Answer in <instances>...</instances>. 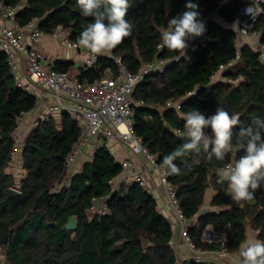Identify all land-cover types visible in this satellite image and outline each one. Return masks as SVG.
I'll use <instances>...</instances> for the list:
<instances>
[{
    "label": "trees",
    "instance_id": "16d2710c",
    "mask_svg": "<svg viewBox=\"0 0 264 264\" xmlns=\"http://www.w3.org/2000/svg\"><path fill=\"white\" fill-rule=\"evenodd\" d=\"M2 1L18 6L19 25L35 21L48 35L58 28L69 30L73 41L93 22L92 17L82 15L76 0H26L25 4L23 0ZM220 1L192 0L198 3L203 18L215 12L226 21L233 20L240 8L253 0ZM186 2L130 0L126 19L133 23V33L111 50L131 72H137L146 62L173 60L162 71L147 75L132 93L136 102L134 132L161 164L165 155L184 142L175 133L183 131V115L194 108L211 115L218 106L223 107L231 114L239 113L242 126L256 117L264 119V63L248 44L242 45L239 58L220 72L221 77L239 81H212L220 66L236 56L238 34L232 29L209 18L210 39L192 41L186 56L163 46L161 34L168 20L184 12ZM261 6L253 30L264 37V2ZM71 65L72 61L57 59L54 69H69ZM107 67L116 72L112 58L102 55L96 67L81 68L78 77L93 80ZM35 105L36 97L17 84L8 54L0 50V248H5V264H178L176 249L170 243L174 228L158 211L153 195L137 183L111 192L110 182L122 166L105 145L96 149L66 184L57 187L66 156L80 132L66 111L49 116L28 133L20 154L26 172L19 183L7 172L15 152L17 118ZM234 159L226 156L218 161L213 157L209 161L201 148L200 155L189 154L174 161L180 175H167L182 216L194 219L188 234L199 251L216 248L200 240L207 226L226 234L225 247L231 253L241 249L248 227L256 232L257 241L264 243V207L259 204L264 190H257L252 201L237 203L229 194L227 182H218V169ZM11 188L19 194L13 195ZM208 190L212 192L209 205L216 209L199 214ZM105 197L107 212L89 217L95 200ZM70 215L77 220V228L72 231L64 228ZM193 257L189 253L181 264H220L206 254L202 262Z\"/></svg>",
    "mask_w": 264,
    "mask_h": 264
},
{
    "label": "built area",
    "instance_id": "2783aa9c",
    "mask_svg": "<svg viewBox=\"0 0 264 264\" xmlns=\"http://www.w3.org/2000/svg\"><path fill=\"white\" fill-rule=\"evenodd\" d=\"M225 2L227 0L220 1L221 4ZM262 2L264 0H253L250 4V11L239 12L233 20L227 21L225 24L246 41L251 38H258L260 41V48L257 52L258 60L264 63V37H261L260 32L253 30L258 15L262 13ZM17 11L18 6L7 5L0 0V50L7 52L8 61L13 70L16 68L15 55L22 56L25 61V76L40 90V98L49 94L52 101H46L42 108H40L41 104L36 101V105L32 110L20 113L13 135L15 140L14 154L19 152V148L21 150L27 139V135L22 137L18 133L20 128L26 123L27 118H29L32 129L39 122L47 120L49 116L66 111L77 122L80 132L78 139L66 156L61 182L57 185L58 188L69 180L68 173L71 166L85 154L87 147H90L92 155L100 146L105 145L108 147V140L118 139L124 146L129 147L131 154H142L155 170L160 186L165 192V202L162 206H158V211L163 215L171 213L173 216L174 221L171 224L179 232L182 244L187 249V252L182 254V261L189 258V252L194 255L193 258L196 262H202L203 256L206 254L209 258L231 260L241 264V260H236L234 253L229 252L225 247L226 234L215 231L210 226L205 227L201 231L200 240L209 245H216V248L199 251L194 246L188 234L191 222L181 214L175 188L167 181L163 164L159 163L154 155L148 153L142 144L141 138L134 132L133 105L136 102L132 99L133 91L147 75L162 71L173 60L157 59L146 62L137 72H131L122 64L119 57L111 54V50H105L102 54L92 53L88 49L78 47L77 41L69 38V30L60 29L59 32L64 37V46L69 49L84 50L86 52V57L81 62V66L84 69L96 67L99 57L102 55L112 58L116 66V72L107 67L104 74L98 78L93 80L80 79L78 75L71 73L68 69H54V63L58 58L45 55L36 46L37 42L45 34L38 29L35 21L29 22L24 26L19 25L16 20ZM209 18H218L217 13L213 12L204 18L206 21V32L201 37L190 40L189 44L195 40L206 41L210 39L207 24ZM235 46L237 52L234 60L226 65H221L220 71L214 74L212 78L217 74L221 75V71L231 66L239 58L238 49L242 45L235 44ZM220 80L234 83L238 82L239 78L233 81L231 78L220 76ZM27 91L32 94L29 87H27ZM168 105L171 104L168 103ZM178 105L179 102L175 106ZM120 164L122 166L121 172L110 182L112 193L127 188L134 183L147 189L142 173L135 170V164L131 157L123 159ZM107 197L100 200L101 204L95 211L98 215H103L107 212ZM170 243L173 245L172 240Z\"/></svg>",
    "mask_w": 264,
    "mask_h": 264
},
{
    "label": "clouds",
    "instance_id": "9594fccd",
    "mask_svg": "<svg viewBox=\"0 0 264 264\" xmlns=\"http://www.w3.org/2000/svg\"><path fill=\"white\" fill-rule=\"evenodd\" d=\"M76 4L83 16L93 18L80 32L78 47L102 54L132 35L134 25L126 19L130 0H76ZM185 9L168 20L161 34L163 46L184 56L189 41L206 32L198 3L188 0ZM183 119V131L175 134L184 142L163 157L164 174L180 175L181 169L174 161L189 154L200 155L201 148L209 161L232 156L233 162L218 169V182H227L229 194L237 203L254 200L256 191L264 185V119L256 117L251 124L242 126L239 113L231 114L220 106L211 115L194 108ZM240 255L241 264H264V243L251 244Z\"/></svg>",
    "mask_w": 264,
    "mask_h": 264
},
{
    "label": "crops",
    "instance_id": "0c3cea01",
    "mask_svg": "<svg viewBox=\"0 0 264 264\" xmlns=\"http://www.w3.org/2000/svg\"><path fill=\"white\" fill-rule=\"evenodd\" d=\"M25 2L26 0H23L22 4H25ZM248 8L251 9L250 5L243 6L240 8L239 12H247ZM217 16L218 18H213L215 22L220 23V24H225L227 22L226 20L222 19L218 14ZM59 31H60V28H58L52 34H49V35L45 34L42 37V39L39 42H37L36 46L42 53H44L47 56H54L60 60L72 61V65L69 67L68 70L75 75H79V73L81 72V68H83L81 66V62L86 57V52L84 50L69 49L66 46H64L63 44L64 37H63V34ZM235 44H238V45L248 44L255 52H258L260 48V41L258 38H251L246 41L244 38L238 36V39L236 40ZM14 61L16 63V68L13 70V73L17 81V84L21 86L22 88H24L25 90H27V87H29V90H31L32 94L36 97V101H38V104H41L40 108L44 106L46 101L51 102L52 98L49 94H46L43 98H40V90L36 86H34L29 81V79L25 76L24 74L25 61L23 60V57L16 54L14 57ZM217 80H220V78ZM212 81H213V78H212ZM29 130H31V127H30L29 118H27L26 123L20 128L18 133L23 137V136L28 135V133L30 132ZM107 143H108V149L110 150L111 154L114 156L116 161H118L119 163L123 159L127 157H131L132 161L135 164V170L140 171L142 173V176L147 184L146 190H149V192L153 195V197L156 200L157 205L162 206V204L165 202V192L163 188L160 186L155 170L149 165L145 157L142 154H135V155L131 154L129 147L124 146L118 139L108 140ZM20 154H21V150L14 154V158H17V159H14L10 163L11 165L13 162H16L18 165V168L16 169L17 171L14 174L12 173L17 183H19L20 179L25 175V172H26L21 167ZM85 156H87V158L88 156L91 158L92 155L90 152V147L86 148L85 154L82 157H80V159H82ZM10 165L7 168V172L9 173H11V171H9ZM261 189L264 190V185L261 186ZM211 195H212L211 190H208V197L205 203L200 208L199 214L207 210L216 209L209 205V200H210ZM100 204H101L100 200H95V202L92 205V210L95 209L96 206H99ZM165 216H167L169 221L171 222L174 221L171 213H168ZM193 221L194 219L190 220L191 223H193ZM173 230H174V235L172 238L173 246L176 249L177 257L179 258L178 254L180 255L181 254L180 252L185 254L187 252V249L182 244V239L179 235V232L175 229ZM254 243H259L257 241V234L254 230L248 227L246 231V239L242 243L241 249L238 252L234 253V258L236 260H240L241 251L247 246L254 244ZM220 264H237V263L236 261H231V260H220Z\"/></svg>",
    "mask_w": 264,
    "mask_h": 264
},
{
    "label": "rangeland",
    "instance_id": "374dc122",
    "mask_svg": "<svg viewBox=\"0 0 264 264\" xmlns=\"http://www.w3.org/2000/svg\"><path fill=\"white\" fill-rule=\"evenodd\" d=\"M251 9L250 8H248V11H250ZM220 78V74H217L214 78H213V81L215 82L217 79H219ZM172 106H175L176 104H177V102H169ZM57 117V116H56ZM58 118V117H57ZM30 131V130H29ZM19 151H20V148H19ZM14 159H17V158H14V156H13V160ZM83 159V160H82ZM82 159H80V161H77L73 166H71V168H70V170H69V173H68V175H69V178L74 174V173H76V172H79L80 171V169H81V166H82V164L85 162V160L87 159H90V157L88 156V158H87V156H85V157H83ZM18 168V165H17V163L16 162H13L11 165H10V168H9V171H11V173H15ZM69 181V180H68ZM67 183V181L64 183V184H66ZM96 208H98V206H96ZM95 208V209H96ZM95 209H91L90 211H88V216L90 217L92 214H94L95 213ZM181 254L179 255L178 254V256H179V258L177 259V263L178 264H181V261H182V259H183V253L182 252H180ZM0 264H5V248H0Z\"/></svg>",
    "mask_w": 264,
    "mask_h": 264
},
{
    "label": "water",
    "instance_id": "95a60500",
    "mask_svg": "<svg viewBox=\"0 0 264 264\" xmlns=\"http://www.w3.org/2000/svg\"><path fill=\"white\" fill-rule=\"evenodd\" d=\"M10 192L13 194V195H18L19 194V191L16 190V189H10ZM259 204L264 207V195H261L259 196ZM50 224H53L52 222H50ZM64 228L66 230H75L77 228V220L74 216L70 215L68 216V219H67V222L65 223L64 225Z\"/></svg>",
    "mask_w": 264,
    "mask_h": 264
}]
</instances>
